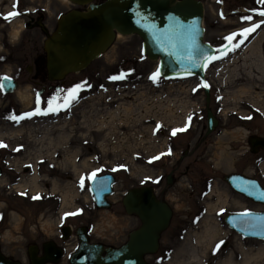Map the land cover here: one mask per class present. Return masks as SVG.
Segmentation results:
<instances>
[{
    "label": "rangeland",
    "instance_id": "obj_1",
    "mask_svg": "<svg viewBox=\"0 0 264 264\" xmlns=\"http://www.w3.org/2000/svg\"><path fill=\"white\" fill-rule=\"evenodd\" d=\"M2 1L0 16L5 17L12 12L13 0ZM208 3L214 12L216 5L209 0ZM26 5H40L49 32L56 27L59 14L73 8L84 9L62 0H26ZM25 19L20 15L13 22L9 20V25L1 27L0 23V32H3L1 28L8 31L12 42H16L22 32L31 35L33 31L22 30ZM235 20L236 16H231L227 24L222 23L226 20H218L222 26L220 31L244 23H235ZM213 22L216 19L212 13L204 23L208 32L204 40L216 44L221 36L211 33ZM123 35L121 39L114 38L87 69L65 77L61 98L55 103L62 104L69 89L82 85L76 100L67 108L17 122L9 117L33 112L37 107L35 93L41 86L30 84L28 74L24 73L16 93L4 97L0 91V143L6 145L0 147V155L4 157L3 154L10 151L7 146H17L20 155L11 166H4L5 162L0 161V215L6 214L9 223L5 228L0 227L1 252L21 264H29L27 247L31 244L28 242L55 237L62 225L85 226L91 231L90 240L125 241L138 224L134 214L125 212L122 194L143 180L153 182L162 178L164 184L167 161H177L184 148L200 144L194 155L197 161L192 163L193 158H188L183 162L190 164V172L180 177L173 185L175 194L167 198L174 209L173 218L161 236L158 250L146 255V261L149 264H227L228 261L264 264V240L242 237L223 220L227 213L259 210L260 206L229 189L222 178L251 163L247 159L240 160L242 151L231 147L233 128L226 125L229 117L234 119L233 112L249 114L251 107L253 116L247 125L264 134V81L244 75L243 70L249 65L248 53H254L258 46L264 53V23L242 46L244 52L235 57L236 61L230 59L217 67L215 59L206 70L211 92L208 109L215 112L218 98L220 123L202 142L206 100L203 91H193L201 88L198 79L170 82L159 75L153 81L150 76L156 72L157 61L142 54L139 36ZM35 36L41 41L40 33ZM253 40L258 45L246 51ZM3 72L7 70H0V76ZM121 73L125 74L123 79H109ZM20 91L29 96L28 103L19 99ZM39 107L42 112L46 110L47 101L40 102ZM186 123L185 131L172 135L173 129L184 128ZM157 156L160 158L153 159ZM256 170L264 176V160ZM253 171L251 165L246 167V172L253 174ZM93 172L96 175L111 173L115 177L113 193L108 198L110 208L94 205L88 179ZM207 182L210 190L205 192L206 196H198L197 192ZM208 226H213L216 233L201 239V233ZM71 239L75 240V234ZM75 246L77 244H66L60 261L49 264H70L69 254ZM193 254H199L201 259L193 261Z\"/></svg>",
    "mask_w": 264,
    "mask_h": 264
},
{
    "label": "water",
    "instance_id": "obj_2",
    "mask_svg": "<svg viewBox=\"0 0 264 264\" xmlns=\"http://www.w3.org/2000/svg\"><path fill=\"white\" fill-rule=\"evenodd\" d=\"M68 1L84 9L73 8L59 14L55 29L46 32L44 50L49 79L84 69L112 44L116 32H120L140 37L142 54L157 61L156 71L160 70L161 77L198 76L207 84L205 70L210 62L206 63L204 56H214L215 48L203 38V3L200 0ZM4 85L12 87L11 78ZM205 90L207 93V87ZM207 114L209 132L214 118L210 110ZM250 143L264 147V138L253 137ZM225 180L238 192L264 204V189L255 180L251 182L238 174H228ZM114 182L111 173L98 174L90 181L96 207H111L108 196L113 193ZM121 203L126 213L140 217L141 226L130 231L126 243L116 248L89 245L85 228L80 227L77 230L80 244L70 255V264H149L145 256L158 250L159 235L167 228L171 217L170 206L156 198L152 188L146 186L126 190ZM244 213L248 215H242ZM224 221L243 237L264 239V211L229 213ZM28 250L30 264L56 263L61 257L60 249L51 244L43 245L41 256L34 244L29 245ZM0 264L21 263L0 252Z\"/></svg>",
    "mask_w": 264,
    "mask_h": 264
},
{
    "label": "flooded vegetation",
    "instance_id": "obj_3",
    "mask_svg": "<svg viewBox=\"0 0 264 264\" xmlns=\"http://www.w3.org/2000/svg\"><path fill=\"white\" fill-rule=\"evenodd\" d=\"M32 1V0H31ZM203 3V26H204V35L207 32L206 26L204 25L206 18L210 17V14H214L215 15V19L216 22L211 23V25H213L212 27H214L213 31H211V33L214 36H221L219 40V42H217L216 44L214 43H210L214 46L215 48V55H219L220 53L217 51L218 49L223 48L224 45H226L228 42L224 40L225 36H228L231 33L234 32H239L241 29L246 28V27H251L253 24H260V27L256 28V30L252 33H250L246 39H244V42L240 45V47L235 48V50L233 51H228L226 55L222 56L221 59H216V63L219 64V66L217 67H221V64L224 65V63L227 60L232 59V61H236L237 59L235 58L236 56H238V54H242L244 52V50L242 49V46L247 43L249 40H251V38L254 36V34H256L263 23H261L262 20H264V16L259 15V12L261 10H264V3H260L259 0H209L212 3H214L216 5V7L214 8V12H213V8L209 5L208 0H200ZM1 5H4L3 1L0 2ZM12 5H16L15 8H13L12 6V11H16L19 13V15H24L26 17V19L24 20V26L22 27L23 31H33V33L29 36H27L26 33H21L18 36V39L16 42H12L11 38L9 37L8 31L3 29V32H0V70H7V72H3V74L0 77H9L11 78V84H13L12 87H9V85H5L4 89L1 91L2 95L5 96H9L11 94H14L18 91L17 88L20 82V78L22 76H24L25 74H28L29 76V80H30V84H34V83H38L39 86L38 90L35 93V100L37 101V96H39L40 102L48 101L50 99H52L53 97H60L61 95V90L62 88L65 86V77L68 74L71 73H78V72H82L85 69L88 68V66L95 61L99 56H97L95 59H93L91 61V63L85 67L84 69L78 71V72H71L68 73L66 75H64V77L62 78H56V79H49L48 74H47V67H46V53L44 50V40L46 38V32L49 30L46 27L45 23H44V19H43V14H41V10L39 9L38 6H33V7H29V5H26V0H13V2H11ZM39 4V3H38ZM37 4V5H38ZM43 12V11H42ZM4 14V12L2 13ZM17 16L10 18V19H5L4 16H0V23H1V27L5 26V25H9L11 22H13V19L17 18ZM236 16V20L234 21L235 23L238 22H244L242 23L240 26L237 27H232L226 31H220V27H222L219 23V21H223L222 23H226L228 22V19ZM245 16H251L252 19L251 20H244L242 19ZM9 20H11V22H8ZM219 20V21H218ZM40 33L41 36V41L37 39V37L35 36V34ZM208 33V32H207ZM242 39L241 37H236L232 43H238L239 40ZM16 43V44H14ZM215 61V60H214ZM211 65H209L210 67ZM208 67V68H209ZM223 68V67H222ZM221 69V68H220ZM25 73V74H24ZM206 77V75H205ZM188 78H198L196 76H189V77H184V78H171L170 82H183L185 81V79ZM199 84H203L199 79ZM207 81V80H206ZM208 85V82H207ZM10 88V91H7V89ZM195 91L194 93H197L200 89L201 91H203L205 100H206V105H205V134L201 136V141H205L207 139V137L210 135V133H212L215 129H217V126L219 125V119L217 118L219 116V99H217V102L215 103V112L213 113L210 109H208V101L211 95V92L209 90V85L207 87V93L205 90V87L201 86L200 87H196L194 88ZM215 93V91H214ZM208 95V100L206 99ZM58 101V100H57ZM56 101V102H57ZM210 110L213 118H214V123H212V129L211 131L208 132V114L207 111ZM234 115V119L229 117V121L227 123L226 126H228L227 128H233L231 133H232V140H231V147L232 149H237V150H241L242 152L239 154V159L243 160V159H247L249 160L251 163L247 162L245 163V167H243V169L241 170H233L230 171L227 174H224L222 176L223 180L226 182V184L228 185L229 189L233 190L234 192H236L237 194L245 197L244 195H242L240 192H238L236 189H234L226 180H225V176L228 174H238L241 175L245 178H248L251 180H255L256 183L260 186V188L264 189V176H262V174L259 173V171L256 170L257 167H259V165L262 163V160H264V147H262V144H257V145H251L250 143V139H252L253 137H263L264 138V134L260 133V131H258V129H252V127L247 125V122L250 121L252 119L253 116V112H252V108L250 107V113H243V112H239V111H234L232 116ZM239 124V125H237ZM241 131V132H240ZM242 134H239V133ZM180 133L181 132H177ZM237 133V134H236ZM237 135V136H236ZM241 137V138H240ZM244 143V144H242ZM200 144L196 145L195 148H184L181 155L177 158L178 160L173 162L172 160L167 161V169L166 172L163 173L164 175V184L161 182L162 178L159 179H155V181H151V180H143L140 181L138 183L137 186L135 187H142V186H146V187H151L153 190V193L155 194L156 198H158L159 200L164 201L165 203L168 204V206H170L171 209V217L169 220V224L171 219L173 218V206L170 204V202H168L167 198L170 195L175 194L173 192V185L176 184V182H178V180L180 179V177L182 175H187L189 174V170H190V164L187 163H183L185 159L188 160V158H193L192 163H194V161H197V157H195V152L197 150V148H199ZM8 149H10V151H6L3 155H0V161L2 160L4 163V166H11L13 161L15 159H18L20 157L19 154V150L17 149V146L14 147H10L7 146ZM174 146L172 145V147H170V153H172ZM257 157V158H256ZM171 158V156H170ZM252 159L253 162L250 160ZM252 166V168H254L255 171H253V174H250L248 172H246V167L248 166ZM257 174V175H254ZM16 180V179H15ZM210 190V185L209 182H207L206 184L203 185V188L201 190H199V192H197V195L199 196H206L205 192H208ZM245 199H248L251 203L255 204V205H259L260 209L259 210H254V209H249L247 211H264V205L261 203H257L254 202L253 200H251L250 198L245 197ZM9 212V210H8ZM235 212H245L243 210L240 211H235ZM235 212H230V213H235ZM136 220H137V224L135 226V228L133 230L138 229L141 226V220L140 217H138V215L134 214ZM224 220V218H223ZM9 224L7 221V215H0V227L5 228V226ZM168 224V226H169ZM62 225L60 226L58 233L55 237H49V238H45L44 240H38L35 242H28L29 244H40V246L36 245L37 247V254L38 256L43 255V245L44 244H51L54 248L56 249H60L61 251V257H63V255L65 254V250H66V244H77V246H75L76 248L78 247V244H80L79 239H78V234H77V230L80 227H84L85 228V233L88 236V243L90 244H102L103 247H108L111 246L113 248L119 247L121 244H125L127 239L125 241H122L120 243H105V242H101V241H94V240H90L89 235L91 234V231L86 228L85 226H79L76 228H72L70 225H68V229L63 228ZM167 226V228H168ZM166 228V229H167ZM165 229V230H166ZM164 230V231H165ZM161 232V234L159 235V244H161V236L163 234V232ZM234 231V230H233ZM235 232V231H234ZM73 234H75V240L73 241L71 238L73 237ZM128 238V236H127ZM11 242V241H10ZM27 243V244H28ZM0 244H2V241L0 240ZM11 244V243H10ZM104 244H120L118 246H114V245H104ZM75 248V250H76ZM0 250H1V246H0ZM28 250V247H27ZM75 250L71 251V253H73ZM29 251V250H28ZM28 251H27V257L29 260V256H28ZM1 252V251H0ZM4 254V253H3ZM5 255V254H4ZM7 258L12 259V257H9L7 255H5ZM70 256V254H69ZM15 260V259H12ZM60 261V260H59ZM30 264V260L28 261ZM52 262H45L44 264H49Z\"/></svg>",
    "mask_w": 264,
    "mask_h": 264
},
{
    "label": "snow or ice",
    "instance_id": "obj_4",
    "mask_svg": "<svg viewBox=\"0 0 264 264\" xmlns=\"http://www.w3.org/2000/svg\"><path fill=\"white\" fill-rule=\"evenodd\" d=\"M260 3H264V0H259ZM16 5L14 4L13 5V8H15ZM19 15L18 12L16 11H12V12H9L5 15V19H10V18H13L15 16ZM259 15L261 16H264V10H261L259 12ZM242 19L244 20H251L252 17L251 16H245L243 17ZM261 23H264V21H261ZM260 27V24H253L251 27H246V28H243L241 29L239 32H234V33H231L229 34L228 36H225L224 37V40L227 41L228 43L226 45L223 46V48L221 49H218L217 51L220 53L219 55H214V56H208V55H205L204 56V60L206 63L208 62H211L212 60H215V59H221L222 56L226 55L228 51H233L235 50V48H238L240 47V45L244 42V39L247 38V36L254 32L256 30V28ZM241 37L242 39L239 40L238 43H235L233 44L232 41L236 38V37ZM159 72L160 70L157 69L156 72H154L151 76H150V79H152L153 81H155L157 79V77L159 76ZM125 76L124 73H121L120 75L118 76H112V77H109V79H113V80H116V79H123ZM6 81H10V78L9 77H0V91H2L4 89V82ZM201 86L203 87H208V85L206 83L202 84ZM82 85L78 84L76 86H74L73 88L69 89L67 91V95L63 97V103H55L57 100H59L60 98L59 97H53L52 99H50L48 101V108L46 110H44L43 112L41 111V108L39 107L40 105V99H39V96H37V107L36 109L33 111V112H29V113H24L23 115H20V116H10L9 119H12V120H15V121H19V120H22L26 117H31L33 115H38V114H47V112L49 111H58L60 110V108H67L69 107L73 101L76 100L77 98V94L79 92V90L81 89ZM193 91H195V89H193ZM188 121L190 122L191 121V116L188 117ZM187 126L188 124L186 123L185 127L184 128H177V129H173L172 130V135H176L177 132H182V131H185L187 129ZM157 128H159V125H157ZM0 147H6V145H4L3 143H0ZM166 153H161L160 155H165ZM160 157L157 156V157H154L153 159H159ZM116 169H113V171H115ZM96 176V172H93L89 177L88 179L89 180H92L94 179ZM81 186H83V183H84V178L82 177L81 178ZM39 197H33V199H37ZM76 213H69L68 215H75ZM242 215H248V213H244ZM222 243V242H221ZM217 247H219V245H217Z\"/></svg>",
    "mask_w": 264,
    "mask_h": 264
},
{
    "label": "bare ground",
    "instance_id": "obj_5",
    "mask_svg": "<svg viewBox=\"0 0 264 264\" xmlns=\"http://www.w3.org/2000/svg\"><path fill=\"white\" fill-rule=\"evenodd\" d=\"M62 1L69 4L68 0H62ZM124 36L125 35L121 34L120 32H116V34H115V38L117 40L123 38ZM256 44H257V42L255 40H253L249 44V46L246 49V51H249L250 49H252V47L254 45H256ZM247 56H249V58L246 59V60H249V65H247V67H245L243 69L244 70V75L252 77V78L253 77L254 78H258V79H261V80L264 81V53H262V50L260 49V47L258 46V49L254 53H248ZM243 89H245V87H243ZM19 99L22 102H24L25 104L30 101L29 96L26 93H23L22 91L19 92ZM262 110L264 111V106H263ZM239 134H242V133H239ZM214 233H216L214 227L213 226H210V227L208 226V227H206L204 229L203 233H201L200 238L201 239L202 238L203 239L204 238L205 239L206 238H210ZM198 256H199V254H195V255L193 254V261L200 260L201 258L200 257L198 258ZM227 264H231V262L228 261Z\"/></svg>",
    "mask_w": 264,
    "mask_h": 264
}]
</instances>
